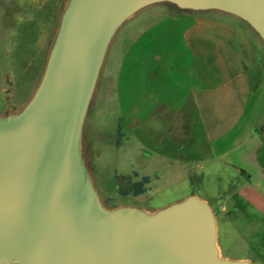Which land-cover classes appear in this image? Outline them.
Instances as JSON below:
<instances>
[{
    "label": "water",
    "instance_id": "water-1",
    "mask_svg": "<svg viewBox=\"0 0 264 264\" xmlns=\"http://www.w3.org/2000/svg\"><path fill=\"white\" fill-rule=\"evenodd\" d=\"M158 3L233 15L264 43V0H66L31 95L0 113V264H253L220 253L201 196L109 207L94 184L85 125L108 48Z\"/></svg>",
    "mask_w": 264,
    "mask_h": 264
},
{
    "label": "crops",
    "instance_id": "crops-1",
    "mask_svg": "<svg viewBox=\"0 0 264 264\" xmlns=\"http://www.w3.org/2000/svg\"><path fill=\"white\" fill-rule=\"evenodd\" d=\"M197 14L220 20L230 15L214 10ZM227 24L229 31L220 34L221 43L216 44L213 52L223 56L224 71L228 73H160L163 61L167 60L162 55L161 43L166 41L163 47L169 48L172 31L176 28L155 22L143 29L132 45L123 49L126 54L121 62L125 73L123 92L128 94L131 88H137L141 95L155 87L156 97L167 99L159 110L168 113L160 112L157 116L162 127L154 137L155 153L171 165L185 166L189 180L195 179L196 174H217L216 192L210 198L201 197L215 212L220 253L227 258L264 264V134L257 130L264 124V51L243 24ZM197 37L200 43L204 41L201 33ZM144 39L150 42L149 47L142 46L149 49L148 54L144 51L132 55L131 50ZM199 46L197 54L211 53L203 49L202 43ZM146 62L152 67L151 73H140L138 68L143 69ZM241 67L250 73H242ZM87 121L85 151L93 180L102 170L103 161L108 163L114 179L115 173H120L115 155L123 145L124 136L120 145L116 146V139L108 145L100 133L95 137L88 134ZM134 123L137 125L132 133L137 140L136 153H139L141 147L146 146V139L137 128L140 123ZM133 171L138 173L133 180L146 175L133 166L126 174ZM190 193L199 195L193 190L187 194ZM225 253L238 256L233 258Z\"/></svg>",
    "mask_w": 264,
    "mask_h": 264
},
{
    "label": "rangeland",
    "instance_id": "rangeland-1",
    "mask_svg": "<svg viewBox=\"0 0 264 264\" xmlns=\"http://www.w3.org/2000/svg\"><path fill=\"white\" fill-rule=\"evenodd\" d=\"M65 1L0 0V113L17 110L31 95L42 72ZM199 12L182 10L168 3L150 5L124 22L113 37L89 110L88 134L95 137L100 133L110 145L117 138L118 118H122L124 137L122 136L123 145L115 155L117 169L121 174H126L133 166V169L149 175L152 180L144 194L120 195L109 165L103 161L102 170L98 175H94V184L104 204L109 207L130 205L152 210L181 199L191 190L207 198L216 192V173L207 176L196 174L195 179L189 180L185 166L171 165L155 153L154 137L159 135L158 131L162 127L157 116L167 112L159 110L161 106L166 105L167 99L156 97L155 87L146 89L141 95H138L137 88H131L128 94L123 92L125 73L121 70V62L122 57L126 55L123 49L132 45L133 39L155 22L161 25L172 24L176 28L172 31L169 48L163 47L166 41L161 43L162 55L166 56L167 60L163 61L164 67L160 69V73L226 72L225 59L213 51L216 44L221 43L220 34L229 31L226 29L229 22L243 24L246 31L256 37L259 47L264 51V43L244 21L233 15L220 20L205 14L198 15ZM193 14L196 15L195 19ZM200 33L204 39L201 42L203 49L211 51L209 55L196 53V48L201 45L200 41L196 40L197 34ZM148 42L149 40L144 39L136 44L131 54L137 56L144 51L148 54ZM143 45L147 47L142 48ZM151 69L148 62L143 69L138 68L140 73H151ZM241 72L250 73L243 67ZM136 121L140 123L137 128L141 129L146 139V146L141 147L145 150L140 148L139 153H136L137 140L132 133V128L137 125L134 123ZM126 137L129 139L125 140ZM157 178L158 180H155ZM225 255L233 258L238 256L236 253Z\"/></svg>",
    "mask_w": 264,
    "mask_h": 264
},
{
    "label": "trees",
    "instance_id": "trees-1",
    "mask_svg": "<svg viewBox=\"0 0 264 264\" xmlns=\"http://www.w3.org/2000/svg\"><path fill=\"white\" fill-rule=\"evenodd\" d=\"M122 118H118L117 123V138L116 146L120 145L122 133ZM258 132L264 134V124L258 127ZM138 173L133 171L131 174L115 173L114 181L117 185V192L120 195L138 196L147 191V185L151 182L152 178L149 175H141L138 180H133L137 177ZM156 178V176H154Z\"/></svg>",
    "mask_w": 264,
    "mask_h": 264
}]
</instances>
